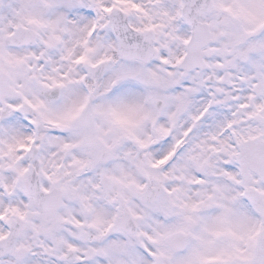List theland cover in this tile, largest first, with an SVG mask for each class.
Listing matches in <instances>:
<instances>
[{
	"label": "snow or ice",
	"instance_id": "obj_1",
	"mask_svg": "<svg viewBox=\"0 0 264 264\" xmlns=\"http://www.w3.org/2000/svg\"><path fill=\"white\" fill-rule=\"evenodd\" d=\"M0 264H264V0H0Z\"/></svg>",
	"mask_w": 264,
	"mask_h": 264
}]
</instances>
